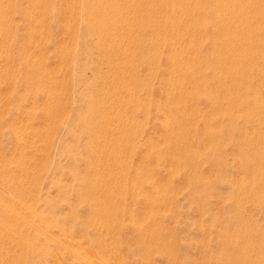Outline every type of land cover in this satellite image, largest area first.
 <instances>
[{
	"label": "rangeland",
	"instance_id": "374dc122",
	"mask_svg": "<svg viewBox=\"0 0 264 264\" xmlns=\"http://www.w3.org/2000/svg\"><path fill=\"white\" fill-rule=\"evenodd\" d=\"M0 264H264V0H0Z\"/></svg>",
	"mask_w": 264,
	"mask_h": 264
},
{
	"label": "bare ground",
	"instance_id": "6f19581e",
	"mask_svg": "<svg viewBox=\"0 0 264 264\" xmlns=\"http://www.w3.org/2000/svg\"><path fill=\"white\" fill-rule=\"evenodd\" d=\"M186 5V4H185ZM135 9V8H134ZM151 13V12H150ZM197 19V18H196ZM180 27V26H179ZM187 34V33H186ZM220 89V88H219ZM173 114V113H172ZM184 123V122H183ZM243 259V258H242Z\"/></svg>",
	"mask_w": 264,
	"mask_h": 264
}]
</instances>
